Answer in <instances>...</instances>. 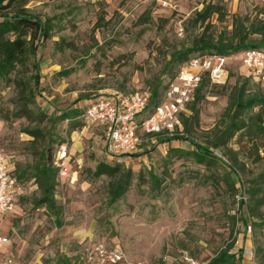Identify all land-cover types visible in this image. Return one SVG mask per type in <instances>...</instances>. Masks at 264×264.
Returning a JSON list of instances; mask_svg holds the SVG:
<instances>
[{
	"label": "rangeland",
	"instance_id": "obj_1",
	"mask_svg": "<svg viewBox=\"0 0 264 264\" xmlns=\"http://www.w3.org/2000/svg\"><path fill=\"white\" fill-rule=\"evenodd\" d=\"M159 1L27 2L29 13L50 19L51 36L37 50L39 80L33 100L27 97L35 87L31 56L11 74L22 78L25 92L0 76V146L10 156L12 173L18 174L30 173L43 160L42 153L53 155L65 142L74 153V160L66 162L75 169L76 180L55 189L62 222L57 226L45 206L33 204L39 195L34 179H22L25 194L9 218H0V225L13 227V245L6 250L12 264H72L98 240L121 247L123 264H179L185 256L210 259L229 243L231 251H251L243 255L244 264H264V225L254 226L252 218L244 224L245 207L237 199L238 178L246 181L264 171V135L242 132L231 139L230 147L245 164L237 177L220 161H197L189 140L158 143L144 136L141 154L120 163V171H130L131 183L112 202L109 186L115 177L95 174L99 163L115 164L105 155L102 126L54 119L53 111L83 108L89 99L142 91L157 79L166 82L178 65L172 69L168 64L170 54L190 45L206 24L209 33L228 36L235 16L248 22L264 17V0H165L171 6ZM207 3L221 5L223 17L213 14L203 24L194 23L196 12ZM242 57L243 51L229 57L224 84L203 90L196 104L198 122H192L189 132L196 141L203 142L227 105L228 91L245 77L240 74L245 69ZM248 87L261 88L250 80ZM26 129L39 130L37 138ZM213 152L223 154L220 149Z\"/></svg>",
	"mask_w": 264,
	"mask_h": 264
},
{
	"label": "trees",
	"instance_id": "obj_2",
	"mask_svg": "<svg viewBox=\"0 0 264 264\" xmlns=\"http://www.w3.org/2000/svg\"><path fill=\"white\" fill-rule=\"evenodd\" d=\"M28 1L0 0V76L6 78L7 81L15 82L16 85L21 86L20 91L25 92L27 85H25L22 78L14 79L11 74L16 70L17 66H25L31 56L30 65L34 70L32 77L35 84L33 92L29 91L27 96L31 101L34 99L35 92L38 91L39 61L36 58L37 50L50 38L52 24L50 19H42L37 14L29 13L25 7ZM222 10L223 7L221 5L207 3L201 10L196 12L193 21L194 23L200 22L203 24L213 14L222 18ZM231 25L232 28L228 36L225 34L215 36L208 32V24H206L201 33L191 40L190 45L176 49L170 54L168 64L172 69L178 64L177 68L170 74L166 82L162 83L161 80L157 79L150 88L145 89L150 95L140 117H145L163 100L164 93L174 80L179 66L190 57L205 54L231 56L249 48L264 50L263 16H260L258 21L251 22L235 16ZM254 35H259V38H254ZM240 74L245 77L243 79L239 77L240 79L228 91L227 105L216 123L206 131L203 142L191 138L189 132L192 122H198L199 110L196 108V104L203 97V90L209 85H220L211 84L206 79L197 87L194 99L188 104L186 111L181 114V127L184 134L175 135L172 138L157 136V142L189 140L194 147L191 153L196 157L197 161H220L229 166L231 172L237 177L239 170H245V164L238 158V151L230 147L231 139L242 132L251 137L264 135V83L254 80L247 68L241 71ZM249 80L259 84L261 88L254 91L250 90L248 87ZM25 96L23 94V97ZM254 108H257V110L254 111ZM81 112L82 108L74 106L72 109L59 111L58 114L53 111V115L54 119L70 120L76 123L82 122L79 119ZM42 114L44 115V113ZM26 131L33 136V140L37 138L39 130L26 129ZM254 146L258 151L257 143ZM262 146L264 150V144ZM215 149L222 150V156H227L226 160L222 156L214 154L213 150ZM135 154L139 155L141 153L137 152ZM42 155L43 160L36 163L30 173L22 171L18 174H13L20 181L25 176L28 179H34V183L39 189V195L33 200L34 206H45L51 215L55 216L56 225L61 226L62 222L58 218L61 214V206L55 200V189L60 181L57 177V170L52 165L53 155L51 153L47 156L45 153H42ZM119 168L120 164L109 165L103 162L98 164L95 171L97 175L107 174L115 177L109 186L110 201L112 202L119 199L127 191L131 183L130 171L128 169L120 171ZM237 191L247 195L246 201L238 202L239 207H245V213L241 216L242 222L246 224L247 220L252 218L254 219V226H263L264 212L261 208L264 204V171L253 174L246 181L239 177ZM232 247L233 243H229L210 258V261L213 264H244L242 249L231 252ZM257 250L259 251V249Z\"/></svg>",
	"mask_w": 264,
	"mask_h": 264
},
{
	"label": "built area",
	"instance_id": "obj_3",
	"mask_svg": "<svg viewBox=\"0 0 264 264\" xmlns=\"http://www.w3.org/2000/svg\"><path fill=\"white\" fill-rule=\"evenodd\" d=\"M159 3L171 6L165 0ZM229 57L222 54H205L195 55L184 61L179 66L174 80L167 87L163 100L143 118L140 116L150 95L147 90L128 94L116 92L89 99L82 108L79 119L101 125L105 155L114 163L126 162L139 152L144 136L156 139L157 136L172 138L184 134L181 114L194 99L195 90L204 79L211 84H224L228 77ZM240 60L253 79L257 78L256 81L264 83L263 49H246ZM68 158L71 159L70 148L67 143L62 142L52 158V165L57 170L60 183H73L76 180V171L67 165ZM11 166L10 156L0 146V218L12 212L16 200L26 192L24 183L12 173ZM237 199L238 202L246 201V195L238 192ZM248 228L249 226L247 230ZM11 241L12 235L0 232V249L9 245ZM242 254L250 255L251 251L245 249ZM84 259L87 263L118 264L125 260V254L121 248L94 242L85 249ZM12 263L13 258L8 254L0 256V264ZM179 264L213 263L210 259L185 256Z\"/></svg>",
	"mask_w": 264,
	"mask_h": 264
},
{
	"label": "crops",
	"instance_id": "obj_4",
	"mask_svg": "<svg viewBox=\"0 0 264 264\" xmlns=\"http://www.w3.org/2000/svg\"><path fill=\"white\" fill-rule=\"evenodd\" d=\"M240 62H241V60H240ZM242 64V63H241ZM243 67H244V65H242ZM70 154H72L71 155V160H74V153L70 150ZM77 162V161H76ZM75 170V169H74ZM65 184H68V183H66V182H64ZM20 198H21V196L16 200V202H18L19 200H20ZM13 214V212H10L9 214H6L5 216L6 217H10L11 215ZM4 220H6V219H4ZM13 230V227L10 225V226H7V225H0V232L1 233H3V234H8V235H11V231ZM12 242H13V240L11 241V243L9 244V245H13L12 244ZM95 242H101V241H95ZM94 243V242H93ZM92 244V243H91ZM91 244H89L88 246H90ZM9 245H7V246H5L4 248H2V249H0V256L1 255H3V254H6V250H7V248H8V246ZM87 246V247H88ZM106 246H108V247H118V248H121V247H119L118 245H116V246H111V245H106ZM86 247V248H87ZM85 248V249H86ZM85 249H84V251H85ZM84 251L81 253V255L80 256H78L77 257V259H76V262L75 263H72V264H97L96 262H92V263H87L86 261H85V259H84ZM123 262H125V260L123 261ZM123 262H121V263H118V264H123Z\"/></svg>",
	"mask_w": 264,
	"mask_h": 264
}]
</instances>
